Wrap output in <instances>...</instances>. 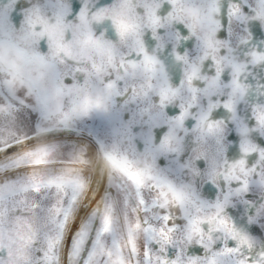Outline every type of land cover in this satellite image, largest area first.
<instances>
[{"label": "snow or ice", "instance_id": "obj_1", "mask_svg": "<svg viewBox=\"0 0 264 264\" xmlns=\"http://www.w3.org/2000/svg\"><path fill=\"white\" fill-rule=\"evenodd\" d=\"M107 2L8 0L0 7V264H264V231L255 227L264 222V203L245 198L250 190L264 191V163L246 168L244 159L229 162L237 146L264 162V81L248 71L264 68V32L252 23L264 22V0H231L220 40L215 0H208L206 15L198 0H116L99 7ZM104 19L122 40L134 39L126 51L97 36L93 24ZM174 22L194 34L203 23L202 57L184 52L187 33L172 31ZM145 27L156 44L151 53L140 39ZM237 42L248 45L242 54ZM164 49L183 65L182 78L173 73L175 82L159 55ZM201 60L212 66L207 75ZM109 73L114 78L105 80ZM246 77L255 82L252 100ZM26 97L40 114L38 135L69 129L94 111L107 114L125 97V104L146 101L137 106L141 115L167 132L158 145L149 132L142 154L102 150L114 194L102 200L97 194L88 204L82 152L60 160L55 146L27 147L30 138L17 128ZM226 113L230 121L220 119ZM187 136L196 147L181 167L211 184L223 177L227 185L214 201L156 170L160 156L183 151ZM193 161L208 167L202 173L203 163L195 167ZM235 200L247 213L246 222L240 218L244 227L227 214Z\"/></svg>", "mask_w": 264, "mask_h": 264}, {"label": "flooded vegetation", "instance_id": "obj_2", "mask_svg": "<svg viewBox=\"0 0 264 264\" xmlns=\"http://www.w3.org/2000/svg\"><path fill=\"white\" fill-rule=\"evenodd\" d=\"M35 2L36 0H30L29 3ZM42 2L43 0H41V3ZM121 2H123V0H121ZM207 2L208 0H198L199 6L204 9V15H206ZM7 3L8 0H2V2H0V7L5 6ZM133 3H135V0H133ZM20 15H22V13H20ZM186 22L193 23V19L189 17ZM201 27H203V23L198 25V29L200 30ZM184 32L186 34V30H184ZM0 35L3 34L0 33ZM180 47L189 55H195L194 50H190V46H184V40L181 41ZM179 75L180 78H182V71L179 72ZM169 76L170 82H175L173 74H169ZM55 102L64 103V99L58 98ZM246 110V106H242L241 114H244ZM17 113L21 127L24 129V126L28 122L29 129L27 130L31 129V131L23 135L27 137L38 135L36 129L40 124V114L35 110L32 101L27 99L25 105L20 106ZM149 132L151 133L152 144L158 145L163 135L166 134L167 127L166 125L150 127L147 114L141 115L138 107L129 108L124 101H121L116 111L111 116L102 114L90 115L76 122V124L69 129L51 131L49 137L42 138L39 135V140L43 141L32 148L41 144L55 146L59 150L60 160H67L74 153L82 152L85 159L88 161L87 166L82 171V175L88 181V194L91 195L89 204H91L92 198L97 194L100 195L101 200L109 192L114 194V191L109 186L108 171L102 159V150L111 149L114 146L122 150V143L127 140L131 145V148L127 151L131 152L134 148L136 153L142 154L146 147L145 141ZM234 135L233 133L232 136ZM231 141L232 137H229L230 146ZM193 145L196 147L194 138L191 136L185 137L183 151L180 155L175 159L169 158V155H175L172 153L160 156L157 159L156 170H163L170 180L182 179L184 168H182L181 165L185 163V157L190 158ZM147 162L151 163V160L149 159ZM186 186L192 188L191 185ZM97 202L99 203V201Z\"/></svg>", "mask_w": 264, "mask_h": 264}, {"label": "clouds", "instance_id": "obj_3", "mask_svg": "<svg viewBox=\"0 0 264 264\" xmlns=\"http://www.w3.org/2000/svg\"><path fill=\"white\" fill-rule=\"evenodd\" d=\"M2 2V0H0ZM19 2V0H17ZM26 2H30V0H26ZM116 0H109L107 3H101L99 4V7H111L112 3H115ZM133 2V0H131ZM217 7L219 11L215 13L214 15V20L221 26V28L216 32L215 34V39L220 40L221 39V32L226 31L227 29V9L228 6L231 2V0H215ZM164 16H167V13H164ZM252 23L259 24L260 30L264 32V22L258 21V20H253ZM236 25L233 24V30H236ZM186 30V36L184 39V46L189 47L190 50H194L195 55L197 56H203V51H202V46H201V41L199 39V36L201 35L200 30L197 28L196 33L194 34L190 29H187L184 23H177L174 22L171 25V30L172 31H181V30ZM93 30L99 35H103L107 40H109L117 49H119L121 52H124L127 50V46L131 45L134 42L133 38H129L127 41H124L121 39L120 33L116 30V27L114 26L113 22L110 19H104L99 22H95L93 24ZM142 44L148 50L150 53L155 50V41L152 39V32L151 29L148 27H145L142 31V35L140 37ZM236 47L239 49L240 53L242 54L248 45L240 44L239 42L236 43ZM223 51V49H221ZM159 55L163 58L165 61V66L169 71V74L173 73H179L182 71L183 73V65L178 62L175 57L172 55L171 51L169 49H164L163 51L159 52ZM131 60H138L137 57L132 56L130 57ZM210 59V58H209ZM70 65L75 66V61H68ZM201 68V74L202 75H207L211 69V65L208 63V61H199L198 62ZM207 65V67H206ZM248 71L253 72V75L257 77L259 80L264 81V68H258V69H249ZM79 79H83L82 74L78 76ZM110 78H114L112 73H109V75L105 76V80H108ZM2 79V77H0ZM246 79L249 80L250 83H252V88L249 90V99L252 100L255 98V82L251 80V78L246 77ZM26 99L31 100L33 105L35 104V101L31 97H26ZM125 98L118 99L115 106L110 105V111L105 114L104 112H93L91 115L94 114H102L105 116H111L114 114L116 111L118 105L121 103V101H124ZM68 101H65V104L67 105ZM146 103V101H136L132 102L129 101L126 105L127 107H137L138 105H142ZM175 105H169V107H174ZM243 116V119L247 120V116L244 114H241ZM220 119L230 121L231 115L230 114H225V116L220 117ZM252 139V137H250ZM131 148L130 143L125 140L122 143V151L124 150H129ZM194 148V145H193ZM180 154H175V155H169L170 159H175L177 156ZM192 156V151L190 153V157ZM240 159L245 160V166L246 168H252L260 163L258 160V157L255 154L249 153L247 155H244L239 152V148L237 146V153L233 158H230V163L231 162H236ZM189 161L188 157H185V164ZM193 166L195 167H200V164L203 163L204 168L201 169V172L208 167V162L207 161H193ZM173 183L176 185H191L192 189H195L196 193L200 196L201 199L205 200H210L214 201L216 195L219 194L220 191H223L227 185L223 180V177L218 178L216 184H211L208 182L205 176L200 175L196 176L192 173L191 168L186 166L184 167V171L182 173V179H171ZM255 198L256 200L260 201L261 203H264V191H257V190H250L245 198ZM228 215L232 216L233 219L237 222V225L240 227H244V224L240 222V218L244 217L245 222H246V217L247 213L244 211V206L239 202V200H235L230 204L229 209H228ZM255 227L261 231H264V222H257L255 224Z\"/></svg>", "mask_w": 264, "mask_h": 264}, {"label": "water", "instance_id": "obj_4", "mask_svg": "<svg viewBox=\"0 0 264 264\" xmlns=\"http://www.w3.org/2000/svg\"><path fill=\"white\" fill-rule=\"evenodd\" d=\"M49 134H50V132L46 133V134H43V135H40V137H42V138L49 137ZM29 138L30 139H29V142L27 144L28 148H32L35 145H37L38 143L43 141V140H39V135H32ZM90 196L91 195L88 194V196L86 197V199L88 200V204L90 203V200H89ZM88 204H86L84 206L87 207ZM78 213H79V210H78ZM81 219H82V217L79 214L77 215L76 218L73 219L72 225H71V227H70V229H69V231L67 233V241H68L69 244L71 243V238L74 235V232L76 230H78V226H79V224L81 222Z\"/></svg>", "mask_w": 264, "mask_h": 264}, {"label": "rangeland", "instance_id": "obj_5", "mask_svg": "<svg viewBox=\"0 0 264 264\" xmlns=\"http://www.w3.org/2000/svg\"><path fill=\"white\" fill-rule=\"evenodd\" d=\"M26 116H27V114H26ZM17 128H18V131H20L22 134L31 131V129H30V130H27V129H29L28 122H27L26 125L24 126V129H25V130L21 127L20 119H19L18 113H17Z\"/></svg>", "mask_w": 264, "mask_h": 264}]
</instances>
